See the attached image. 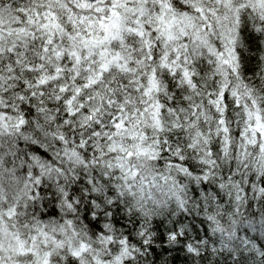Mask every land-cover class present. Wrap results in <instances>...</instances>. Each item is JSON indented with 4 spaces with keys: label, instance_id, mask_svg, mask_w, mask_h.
I'll return each mask as SVG.
<instances>
[{
    "label": "clouds",
    "instance_id": "1",
    "mask_svg": "<svg viewBox=\"0 0 264 264\" xmlns=\"http://www.w3.org/2000/svg\"><path fill=\"white\" fill-rule=\"evenodd\" d=\"M0 264H264V0H0Z\"/></svg>",
    "mask_w": 264,
    "mask_h": 264
}]
</instances>
